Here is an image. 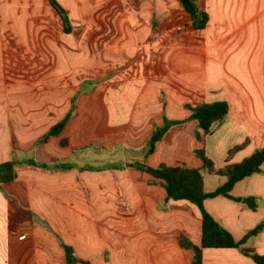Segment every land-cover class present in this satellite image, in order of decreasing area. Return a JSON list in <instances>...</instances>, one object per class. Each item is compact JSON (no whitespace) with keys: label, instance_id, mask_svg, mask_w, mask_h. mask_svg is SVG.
Segmentation results:
<instances>
[{"label":"crops","instance_id":"obj_1","mask_svg":"<svg viewBox=\"0 0 264 264\" xmlns=\"http://www.w3.org/2000/svg\"><path fill=\"white\" fill-rule=\"evenodd\" d=\"M57 1L69 32L49 0H0V162H19L17 178L0 185V264H67L64 245L80 260L75 264H193L179 237L200 244L199 208L165 200L164 187L147 171L91 163L103 157L81 151L124 143L131 128L143 135L128 141L134 148L164 113L185 119L187 104L217 100L229 110L211 134H227L232 145L248 141L235 160L264 147V0H199L209 15L201 29L179 0ZM74 97L63 131L39 143ZM168 133L151 166L176 164L179 132L166 144ZM162 144L169 156L160 153ZM253 176L232 194L261 197L256 210L224 195L205 200L236 238L264 220V173L255 187ZM244 245L264 255V230ZM203 264L258 263L241 248L208 247Z\"/></svg>","mask_w":264,"mask_h":264},{"label":"trees","instance_id":"obj_2","mask_svg":"<svg viewBox=\"0 0 264 264\" xmlns=\"http://www.w3.org/2000/svg\"><path fill=\"white\" fill-rule=\"evenodd\" d=\"M53 7L59 12L63 19L64 27L67 32L71 30L69 16L63 6L57 0H49ZM185 11L190 15L193 21V27L196 29L204 28L209 20V15L202 10L199 0H179ZM76 97L72 99L70 110L56 124H54L38 142H45L50 136L59 135L65 128L68 120L73 116L75 111ZM186 107L191 111L185 119H170L164 116L162 125L156 126L151 133L145 155L153 153L157 143L161 141L164 135L175 125L183 124L190 120L198 122V128L195 136L202 139L204 135L212 132L214 123H222L228 113L229 103L226 100H217L213 102H203L196 105L187 104ZM244 141L234 145L229 149L228 154H232L247 144ZM63 145H67L66 138L61 140ZM196 154L201 158V165L192 167L185 162L176 164L159 163L151 166L143 163L131 162L127 166L147 171L156 180L151 182L160 183L165 189V200H188L194 203L201 212V242L199 245L194 244L185 234L179 237V244L182 247L189 248L193 251V264H203L204 248H241L243 253L251 257L256 263L264 264V255L247 247L244 244L251 236L258 235L264 230V220L250 229L242 238H236L227 228H225L206 208L205 200L218 195H224L239 202H242L249 208L256 210L262 203L261 197L256 195L235 196L232 191L235 185L251 176L254 173L264 171V147H258L242 160L237 162H227L223 167L216 168L213 160L205 154L204 149H197ZM229 159V158H228ZM226 161H229V160ZM24 162L40 167L49 168L50 165L45 162H39L35 158H27ZM15 159L0 162V185L5 182L13 181L17 178V164ZM60 168H70L74 165L70 162H59L56 164ZM112 167V166H110ZM121 168L122 166H115ZM215 172L225 177V181L216 189L207 191L204 187L203 171ZM66 250L67 264H75L80 261L74 254L73 248L64 245ZM87 264L89 262L83 261Z\"/></svg>","mask_w":264,"mask_h":264},{"label":"rangeland","instance_id":"obj_3","mask_svg":"<svg viewBox=\"0 0 264 264\" xmlns=\"http://www.w3.org/2000/svg\"><path fill=\"white\" fill-rule=\"evenodd\" d=\"M190 113L191 111H185L183 114L185 115L187 114L188 116L190 115ZM163 116H166L167 118H169L166 113H164ZM186 124L187 123H185L183 126L178 127V128L170 129L169 133L166 136L167 139H164V143H166V140L168 141V139L171 138V136L174 135V133L179 132L177 133V137H175L177 149L175 151V154H173L175 156L173 157V161H175L176 163L185 162L189 166H194L196 164H199L200 166L202 161L195 151L197 149H204L205 154L213 160L214 166L216 168L223 167L225 164H227V162H237V160H235V154L238 151L232 154H228L229 149L232 148L234 145L230 143L231 138L227 134H224L221 132H217L216 134L208 133L204 135L202 139H198L195 136L196 130L199 129L198 126L193 128L191 125L188 126ZM155 128L156 127H154V129ZM141 134L142 133H139L138 129L131 128V129H128V133H126V136L129 138V139L127 138L128 141L133 140V139L135 141H141L142 140L141 138L143 136ZM148 140L149 138H145L142 141L143 143H139V145L138 144L135 145L134 148H130V146L128 145L129 142L125 140L124 143L112 145L110 148L105 146V150H101L100 152L95 151L94 146L91 145L90 148H88L87 150L84 149L83 151H81V154L87 155V157L92 158V159L101 155V157H103L101 158L102 160L94 159V160H91V163L93 162L97 163L98 161H100V162H105V164H109V166H112V167L122 166L121 168H130L127 165L134 161L136 163H143V164L145 163L147 165H155L160 161L158 160V157L154 155L153 153L147 156L145 155V150L147 149ZM161 141H163V139ZM160 147H161V150H163V152H160L162 155H168V156L170 155L168 152V149L166 150L165 144H162ZM25 156H28V154H25ZM227 159L229 161H226ZM164 162L168 164L167 160H165ZM263 173L264 171L261 173H254L251 175L253 176L256 174L255 176L251 178V181H252L251 184L253 187H255L256 185H260L261 176H257V174L261 175ZM203 174H204V187L205 189H207V191H212L223 183L224 177L220 174H217L213 171L209 172L207 170H204ZM251 176L247 177L244 181L242 180L243 182L239 181L237 183V184L240 183L237 188V191L239 192L242 191L241 187H244L248 183V180ZM208 189H211V190H208Z\"/></svg>","mask_w":264,"mask_h":264},{"label":"built area","instance_id":"obj_4","mask_svg":"<svg viewBox=\"0 0 264 264\" xmlns=\"http://www.w3.org/2000/svg\"><path fill=\"white\" fill-rule=\"evenodd\" d=\"M24 236H25V235H21L19 238H20V239H23Z\"/></svg>","mask_w":264,"mask_h":264}]
</instances>
